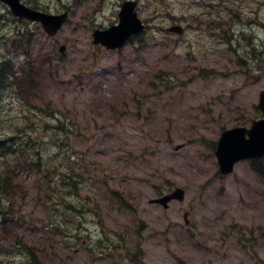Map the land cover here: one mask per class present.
<instances>
[{
    "label": "rangeland",
    "instance_id": "1",
    "mask_svg": "<svg viewBox=\"0 0 264 264\" xmlns=\"http://www.w3.org/2000/svg\"><path fill=\"white\" fill-rule=\"evenodd\" d=\"M123 1L24 0L51 14L69 10L54 38L0 5V69L18 73L28 58L50 59L45 69L54 79L43 73L37 92L0 82V142L14 138L15 152L29 145L51 169L44 179L13 165L15 193L0 198V264H33V257L93 264L82 240L64 246V232L93 229L103 214L108 226L132 227L127 214L108 212L103 180L133 199L146 221L147 264H264V184L249 162L222 177L211 150L224 129L263 117L256 106L264 90V0H140L139 16L151 28L142 53L99 50L92 31L117 24ZM203 13L235 21L230 50L224 34L210 36L216 25L206 37L199 27L182 38L165 32L178 22L190 28ZM177 145L184 148L175 152ZM9 162L0 154L1 170ZM177 187L186 191L183 204L168 212L149 205L158 190ZM184 208L192 213L187 230Z\"/></svg>",
    "mask_w": 264,
    "mask_h": 264
},
{
    "label": "water",
    "instance_id": "2",
    "mask_svg": "<svg viewBox=\"0 0 264 264\" xmlns=\"http://www.w3.org/2000/svg\"><path fill=\"white\" fill-rule=\"evenodd\" d=\"M2 1L10 5L14 15L41 22L45 31L51 36L57 34L68 17L67 13L61 16H52L33 11L22 5L20 0ZM134 9V3L124 4L120 14L121 24L107 31L95 32V43H102L109 48L121 47L131 35L138 34L143 28L140 26V21H138ZM173 30L179 34L182 33L179 28ZM60 51L64 52L65 47H62ZM258 108L264 112V91L260 94ZM247 135L249 138H246ZM262 156H264V120L254 121L250 130L235 128L224 132L216 151L220 172L224 175L232 173L239 161ZM173 199L183 200L184 191L177 190L171 195L158 200V202L167 207L168 202Z\"/></svg>",
    "mask_w": 264,
    "mask_h": 264
},
{
    "label": "trees",
    "instance_id": "3",
    "mask_svg": "<svg viewBox=\"0 0 264 264\" xmlns=\"http://www.w3.org/2000/svg\"><path fill=\"white\" fill-rule=\"evenodd\" d=\"M3 79V71L0 70V80ZM5 143H14L10 139L4 140ZM4 142H0V145L4 146ZM34 154H30L29 152L26 155V160L23 163H20L19 161L22 160L23 156L19 154V152H15L14 144L10 146H5L4 148V157L10 156L12 158H18L15 161H12L14 167L17 169L18 167H23L25 165L26 170H35L41 172L44 168L43 161L40 158L39 152H33ZM252 167L256 174L262 179L264 182V159L262 160H257L254 161L252 164ZM9 180H16V176L13 172L8 171L6 168H3L0 170V188H4L5 191H9ZM1 192V191H0ZM2 208L0 207V214H3V211L1 210ZM65 232L63 233V235ZM33 264H40L39 261L35 260L33 261Z\"/></svg>",
    "mask_w": 264,
    "mask_h": 264
},
{
    "label": "flooded vegetation",
    "instance_id": "4",
    "mask_svg": "<svg viewBox=\"0 0 264 264\" xmlns=\"http://www.w3.org/2000/svg\"><path fill=\"white\" fill-rule=\"evenodd\" d=\"M109 227L110 226L108 225L99 226L97 231L100 232V236L101 233H103V237H108L109 235H107V233L110 232ZM115 233H118L117 230H114V232H112V234ZM84 246L86 247V242H84ZM100 250H101L100 257L105 259L110 258L112 255L113 256L115 255L116 257L123 259L126 257V252L129 251L126 249L124 245H111V244L102 246Z\"/></svg>",
    "mask_w": 264,
    "mask_h": 264
}]
</instances>
